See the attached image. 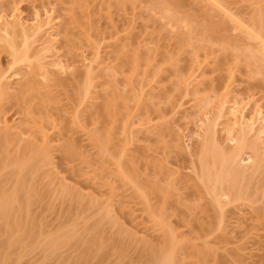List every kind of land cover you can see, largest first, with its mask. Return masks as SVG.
<instances>
[{"label": "rangeland", "instance_id": "374dc122", "mask_svg": "<svg viewBox=\"0 0 264 264\" xmlns=\"http://www.w3.org/2000/svg\"><path fill=\"white\" fill-rule=\"evenodd\" d=\"M227 1L247 22L259 19L264 3ZM0 4L8 10L18 5L29 18L35 10L52 6L73 14L63 19V55L76 59L82 50L100 44L111 60L109 70L95 71L99 85L90 99L81 95L85 79L81 63L72 75H52L47 86L37 74L31 76L37 88L52 89L48 96L57 126L51 134L60 140L52 143L53 163L0 218V264H149V252L164 246L165 237H157L154 220L161 206L174 233L183 235L177 239V264H264V168L251 181L253 200L226 204L222 217L195 172L201 139L192 138L190 151L180 141V131L185 127L193 131L196 120L195 112L185 110L194 93V84L186 81L196 68L195 55L200 60L215 57L216 67L206 75L197 99L219 92L234 69L243 91L264 101V63L249 60L246 49L255 43L241 29L206 0H0ZM175 12L191 21L192 33L178 21L169 26ZM10 65L11 56L2 51L0 68ZM155 81L160 88L143 97L137 108L134 88ZM218 98L213 97L209 107ZM7 110L9 120L20 119L16 105ZM146 118L159 125L140 128L138 119ZM59 126L62 131H57ZM85 131L98 142L86 139ZM4 136L0 131V138ZM8 136L18 141L16 135ZM68 141L78 146L80 156L63 151L62 144ZM118 158L146 192L150 205L120 174ZM0 186L13 188L14 176L8 170L0 173ZM162 192L166 203L161 201ZM137 222L150 227L152 234H135L129 225ZM30 229L43 240L67 229L74 233L66 244L47 252L27 235ZM253 232L262 237L252 245ZM12 237L19 242L10 244Z\"/></svg>", "mask_w": 264, "mask_h": 264}, {"label": "bare ground", "instance_id": "6f19581e", "mask_svg": "<svg viewBox=\"0 0 264 264\" xmlns=\"http://www.w3.org/2000/svg\"><path fill=\"white\" fill-rule=\"evenodd\" d=\"M206 1L211 8L223 13L233 23L234 28L241 29L248 40L255 43V47L246 49L249 60L255 65L264 63V3L259 8V19L253 18L247 22L231 10L227 0ZM64 17L71 18L73 14H64L52 6L35 10L33 16L29 18L18 5L8 10L0 4V53L7 51L11 56L10 67L0 68V131L5 135L3 139L0 138V173L8 170V173L14 176V186L11 190H4L0 186V218H4L18 202L20 192L28 193L30 182L39 176L43 168L53 163L52 143L60 140L51 134L57 126L54 123V113L51 112L52 106L49 102L51 99L48 96L52 89L37 88L31 76L37 74L42 84L47 86L52 75H72L79 68L77 63H81L85 70L81 95L83 99H90L99 85L95 80L97 77L95 71L103 72L111 67L108 50L100 44H95L91 50H82L76 59L63 55L61 37ZM175 22L181 27H189L191 33L194 31L190 26L191 21L176 12L171 13L168 24L174 27ZM119 39L121 37H117V40ZM142 41L144 39H141ZM194 58L197 59L196 68L186 81L188 85L194 84V93L185 110L187 113L195 112L196 120L193 123V131H190L189 127L180 131V141L182 146L190 151L192 138L195 136L201 139L198 169L195 172L206 192L221 209L223 217L226 204L253 200V193L250 192L251 181L254 175L264 168V101L262 97L256 98L254 94L243 91L237 80V71L234 69L228 72L221 92L206 96L205 100L197 99L196 95L200 92L206 75L215 72L216 67L215 57L207 56L200 60L199 56L195 55ZM110 75H115L114 69ZM22 79L24 83L19 84V80ZM158 88L159 81H155L154 85L142 84L139 88H134L138 90L135 98L137 108L143 97L154 93ZM189 93L191 92L188 91L187 94ZM215 96L219 98L209 107ZM35 99L37 101H34ZM15 105L17 112L21 114L18 121H16L18 118L9 120L6 116L7 109ZM138 114L130 113L132 117H138ZM138 121H141L139 127L146 130L159 125L151 118ZM57 131H62V127L59 126ZM9 132L16 135L18 141L8 136ZM219 133L222 137H219ZM251 135L254 137L250 140ZM84 136L86 139L94 138L98 142L91 131H85ZM21 141H26V144H21ZM62 149L71 157L81 155L78 146L72 141L62 144ZM115 164L120 174L137 188L139 195L149 204L148 195L138 181L125 171L120 158ZM110 188L115 189L112 186ZM166 198L162 192L163 203H166ZM154 220L158 226L157 237L165 238L162 249L149 252V264H177V239L183 235H176L170 227L164 214V206L160 207ZM129 226L135 234L144 237L152 234L149 231L150 227L140 225V222ZM73 233L74 231L67 229L48 240H43L33 229L27 231V235L34 237L47 252H53L54 248L66 244ZM250 234V238H253L252 245L262 237L255 232ZM17 242L19 238L10 239L12 245Z\"/></svg>", "mask_w": 264, "mask_h": 264}]
</instances>
